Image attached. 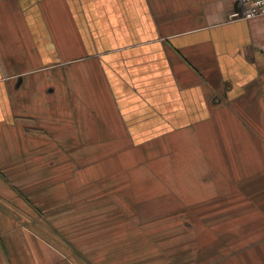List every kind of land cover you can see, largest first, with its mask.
<instances>
[{
    "label": "crops",
    "instance_id": "obj_1",
    "mask_svg": "<svg viewBox=\"0 0 264 264\" xmlns=\"http://www.w3.org/2000/svg\"><path fill=\"white\" fill-rule=\"evenodd\" d=\"M239 7L0 0V264H264V15Z\"/></svg>",
    "mask_w": 264,
    "mask_h": 264
},
{
    "label": "built area",
    "instance_id": "obj_2",
    "mask_svg": "<svg viewBox=\"0 0 264 264\" xmlns=\"http://www.w3.org/2000/svg\"><path fill=\"white\" fill-rule=\"evenodd\" d=\"M264 15V0H240V7L231 14L232 18H252Z\"/></svg>",
    "mask_w": 264,
    "mask_h": 264
},
{
    "label": "rangeland",
    "instance_id": "obj_3",
    "mask_svg": "<svg viewBox=\"0 0 264 264\" xmlns=\"http://www.w3.org/2000/svg\"><path fill=\"white\" fill-rule=\"evenodd\" d=\"M236 256H237V257H235V258L233 259V261L236 262L237 264H242V259H243V258H242L241 251H240V252L238 251V252L236 253ZM240 256H241V257H240ZM226 264H227V263H226Z\"/></svg>",
    "mask_w": 264,
    "mask_h": 264
}]
</instances>
